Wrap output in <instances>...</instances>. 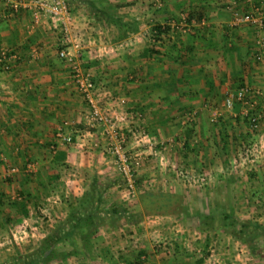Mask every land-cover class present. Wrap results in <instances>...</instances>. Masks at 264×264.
Listing matches in <instances>:
<instances>
[{
	"label": "crops",
	"instance_id": "1",
	"mask_svg": "<svg viewBox=\"0 0 264 264\" xmlns=\"http://www.w3.org/2000/svg\"><path fill=\"white\" fill-rule=\"evenodd\" d=\"M35 1L24 0L13 11L0 0V47L16 55L8 70L0 67V240L10 242L23 235L8 233L6 228L13 222L25 224L26 213L42 207L53 215V205L40 201L42 194L56 187L53 182L71 176L64 194L70 191L77 196L85 189L81 184L85 174L103 177L109 168L103 145L98 146L104 142V132L84 121L86 103L75 89L67 63L58 57L57 25L42 13L39 22L33 23ZM66 1L76 40L69 52L78 56L95 83L116 97L134 119L130 122L136 124L139 118L156 139L168 140L176 129L180 132L175 134L183 137L187 115L194 112L199 140L209 143L212 114L230 111L224 106L228 92L246 85L261 90L264 98V54L256 58L257 42H264V0ZM105 12L129 23L135 21L137 31L117 39V29L96 16ZM244 15L250 19L239 22L237 16ZM154 26L163 30L157 38L150 33ZM59 130L73 142L59 140ZM189 138L185 135L183 143ZM89 152L102 153L104 163L90 166ZM30 163H36V172H25ZM12 166L20 171L5 178ZM61 171L64 175L59 178ZM15 190L29 201L14 195ZM51 204L57 209L66 207L62 201ZM74 204L73 197L66 213L58 214L61 219ZM163 218L149 219L150 224L139 218L131 234L114 238L117 246L105 240L104 247L95 249L96 255L105 257L97 258V264H208L200 257H185L180 246L185 237L178 240L168 232V236L158 233L168 229ZM103 234L100 231L97 240ZM84 258V264H89Z\"/></svg>",
	"mask_w": 264,
	"mask_h": 264
},
{
	"label": "rangeland",
	"instance_id": "2",
	"mask_svg": "<svg viewBox=\"0 0 264 264\" xmlns=\"http://www.w3.org/2000/svg\"><path fill=\"white\" fill-rule=\"evenodd\" d=\"M212 118L213 121L219 118L224 120L229 133H232L229 135L237 137L235 142H231L229 136L223 139V135L218 130L219 124L215 128L211 124L213 122H209L210 128L207 130L209 132L207 135L210 142L204 144L199 140V130L192 124L191 129H185V135H191V138L186 139L191 145V151H188L186 156L181 150L185 135L179 137L178 134H175V132H180L179 129L168 136V140H164V137L156 139L142 126L138 118L136 124L151 137L152 147L149 149L146 144H143L135 149L131 148V145L135 144L130 143L133 140L128 134V143L125 148L129 153H133V150L138 149L139 155L137 157L140 158L134 163L136 167L135 179H138L140 183L135 184L136 194L133 197L128 194L123 178L114 167L112 155L107 151L110 140L102 135L104 142L98 144V146L103 145L105 147L104 150L102 148L101 150L105 154L109 165L108 171L106 173L102 172L105 176L99 180L104 183L105 189L102 192V202L100 203V208L104 209L101 215L105 223L99 227V232L101 231L104 234L101 236V241L97 238L93 241L92 250L86 255L89 264H97V261H99L97 258H105L103 253L100 257L96 255L95 251V249L104 247L105 240L107 245L117 246L114 245V238H118L120 234L122 236L123 234H131V227L135 225L139 218L150 224L149 219L161 216L164 217L163 220L168 221L166 225L171 230L160 229L158 233L168 232L173 237L178 236V240L185 237L184 242L186 244L180 246L183 247L187 258L197 259L200 257L208 260L209 254H215L219 264H264V121L261 119L252 130L245 127L242 122H236L232 111H225L220 115L213 113ZM128 120L134 119L128 116ZM95 128L92 129L95 130ZM100 129H103V126ZM212 138H215L213 141H220L222 144V147L217 150V155H212ZM92 147L96 148L95 146ZM63 175L62 171L59 172V178ZM62 178L63 180L53 182L56 187L50 190L52 194L44 193L40 196L41 202L45 201L46 205H53V215H51L52 210L46 208L44 211L40 207V209L33 210L35 213L25 214L26 217L23 218L26 221L25 224L13 222L8 225L6 232L20 233L19 235H23V237L22 239L17 238L16 243L13 240L10 242L8 238L0 240V263L3 264L6 259L12 257L14 253L11 254L10 252L17 247L24 255H35L33 253L42 241L41 235L48 232L46 229L54 227L51 219L56 218L53 216L66 213L65 209L69 201L76 196L74 195L76 192L73 194V192L67 191L64 194L67 178L69 180L73 178L66 175ZM87 181V179L82 180L81 184L84 186ZM168 188L181 195L183 205L192 214L197 211H200L201 215L212 214L214 218L209 223L210 228L208 229L205 224L194 228L189 225V222L183 221L181 216L176 214H141L140 206L135 203L139 192H158ZM13 194L19 195L23 201L24 199L29 201L19 191L15 190ZM55 194L58 195L59 200L55 197ZM47 198L49 199L47 200ZM53 201L56 204L59 201L65 202L66 207L57 209L55 204H51ZM113 203L124 207L127 212L125 214L121 212L120 215L105 212ZM223 205L229 210L232 209L239 222L248 224V232L243 235L246 242L240 241L233 234L225 233L220 229L217 224L219 220L217 219L220 217L219 211ZM62 215L60 219L63 218ZM155 220H158V218ZM157 225H155L156 228H158ZM168 233H166V236H168ZM161 241L152 243H162ZM155 245L158 246V244ZM6 248L8 249L6 250ZM228 255L233 256L228 259ZM77 262L78 264H84L85 259L82 254L69 261L67 259L60 261L59 264H74ZM207 263L211 264L210 260Z\"/></svg>",
	"mask_w": 264,
	"mask_h": 264
},
{
	"label": "trees",
	"instance_id": "3",
	"mask_svg": "<svg viewBox=\"0 0 264 264\" xmlns=\"http://www.w3.org/2000/svg\"><path fill=\"white\" fill-rule=\"evenodd\" d=\"M96 16L98 20L104 21L108 26L113 25L117 29V39H122L137 31L135 21L129 23L124 21L121 17L109 13L106 14V12L103 14L99 13ZM160 28V26H154L150 30L152 35L154 33V38H157L159 34L163 33V30H160ZM256 56H258V54ZM243 86L246 85H240L236 90ZM254 100L258 103H256L254 108L249 107L246 115H243L241 112L243 108H246L241 101H235L230 110L232 111V115L234 114L233 116L236 122H242L245 127L252 130H254V127H252L251 118L260 114L261 117L257 122L258 124L264 116V98L262 93L260 95L252 93L246 97V101L250 102ZM192 121L193 119L191 122H186V125H188L186 128L191 129V125L194 122ZM212 125L215 126V128L218 125V130L223 135V139L229 136L232 140L231 142H235L237 137L229 135L232 133H229L227 124L223 119H216V121H213ZM213 140H215V138H212V155H217V150L219 147H222V144L220 141ZM104 149L105 147L102 148V150ZM190 149V142L185 140L181 146L184 156H186L188 151H191ZM87 159L90 166H97L104 163V157L100 152L87 153ZM102 178V176L97 174H92L90 178H88L87 174H85L84 179L88 180L84 185L85 189L79 193L80 195L74 197L75 204L68 209L64 219H55L54 227L48 231L46 236L36 247L37 249L35 253H33L36 256L32 254L24 255L16 249L13 256L6 259L3 264H56L81 254L85 257V252L87 254L90 253L93 241L99 237V227L105 223L101 215L104 209L100 208L102 192L105 190L104 183L99 181ZM139 183L140 181L135 179V184ZM181 199L180 194L168 188L158 192L141 191L137 194L135 203L140 206L141 214H176L177 216H181L183 221L189 222V225L194 228L201 227L205 224L209 229V223L214 218L213 215H201L200 211L192 214L189 210L187 211ZM105 212L112 215H120L122 213L125 214L127 211L124 207L113 203ZM219 212L220 217L217 219L219 220L217 224L220 229L225 233L233 234L238 240L246 242L243 235L248 232V224L239 222L232 209L229 210L225 205L221 206ZM237 226H239V228L236 229Z\"/></svg>",
	"mask_w": 264,
	"mask_h": 264
},
{
	"label": "built area",
	"instance_id": "4",
	"mask_svg": "<svg viewBox=\"0 0 264 264\" xmlns=\"http://www.w3.org/2000/svg\"><path fill=\"white\" fill-rule=\"evenodd\" d=\"M23 1L24 0H4L13 11H16L18 5ZM34 7V24L39 22L42 13L48 14L57 25L61 44V48L58 50V57L67 63L75 89L86 103L87 111L84 114V121L92 126H103L102 130L104 135L110 140L107 151L112 155L114 167L123 178L128 194L132 197L135 196L136 167L134 163L140 160V158L137 157L139 155V150L136 149L133 150V153H129L125 147L128 143V136L130 135L133 140V142L130 143L135 144L131 145V148L135 149L139 147V145L146 144L150 149L152 147L150 137L141 127L134 125L128 120L127 113L116 97L100 84L95 83L90 72L80 63L78 56L69 52V45L76 43V40L72 33L73 30L71 29V17L67 1L36 0ZM237 19L239 22H246L250 17L248 15L237 16ZM263 46V41L259 40L257 42V47L259 49L257 52V59H261L262 54H264ZM14 58H16V55L12 51L10 52L6 48L0 47V67L3 70L9 69L10 62L14 60ZM100 92H103V94H100ZM252 93L260 95L261 91L259 89L254 90L248 86H243L236 91L228 92L224 98L225 108L231 110L235 101H241V103L246 106L241 112L243 115H246L248 108H254L256 103H258L256 100L250 102L246 101V97ZM194 114V112L188 113L186 121H191ZM260 117L261 115L257 114L251 118L252 127H256ZM56 136L62 142L68 144L72 142V138L69 135H64L60 130L56 133ZM24 170L27 173H34L37 170V165L36 163H30L25 166ZM19 171L20 169L12 166L5 172L4 177H10ZM208 260H210L211 264H219V260L215 257V254H209ZM141 264H146V262L144 261Z\"/></svg>",
	"mask_w": 264,
	"mask_h": 264
}]
</instances>
